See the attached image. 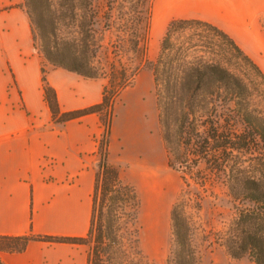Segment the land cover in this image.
<instances>
[{"label": "trees", "instance_id": "obj_1", "mask_svg": "<svg viewBox=\"0 0 264 264\" xmlns=\"http://www.w3.org/2000/svg\"><path fill=\"white\" fill-rule=\"evenodd\" d=\"M24 3L30 19H34L41 32L42 53L52 65L87 78L106 79L99 102L61 110L42 67L43 97L52 120L64 122L93 112L109 114L115 97L133 82L141 61L120 68L111 63L104 70L94 61L100 44L91 30L79 26L78 33L85 36L83 45L67 47L65 40H57L58 22L52 15L49 0H24ZM111 9L109 1V13ZM151 13V8L147 9L143 33L139 30L138 14L123 20L120 27L128 44L119 43L122 42L119 38L112 43V51L128 49L140 54ZM236 58L264 80L262 70L224 30L199 18H175L168 22L158 54L150 65L167 164L180 173L186 187L190 179L205 187L215 177H221L237 205L228 224L214 233L212 241L232 258L246 255L254 264H264V175L255 176L249 164L242 162L246 161L242 160L245 153L252 155L257 146L264 147V113L254 104L247 83L231 67ZM235 122L241 128L234 127ZM98 148L102 149V155L95 172L86 234L0 233V255L21 251L30 240L41 239L86 244L87 264L129 263L120 244V230L124 220L133 243L137 240L139 197L134 186L122 179L118 167L107 161V141L98 144ZM184 192L185 189L170 209L172 245L168 259L173 264H199L191 242L190 216L183 210ZM196 201L199 206V198ZM0 264H3L1 257Z\"/></svg>", "mask_w": 264, "mask_h": 264}, {"label": "crops", "instance_id": "obj_2", "mask_svg": "<svg viewBox=\"0 0 264 264\" xmlns=\"http://www.w3.org/2000/svg\"><path fill=\"white\" fill-rule=\"evenodd\" d=\"M161 27L175 18H199L224 30L264 73V0H152ZM61 110L97 103L100 78L62 67L46 72ZM16 98L21 106H16ZM94 113L51 120L42 90V63L22 0H0V233L83 236L91 217L97 158ZM48 160H52L49 163ZM211 258L229 264L222 246ZM3 264H87L84 243L30 240L2 252ZM159 264H164L160 262Z\"/></svg>", "mask_w": 264, "mask_h": 264}, {"label": "rangeland", "instance_id": "obj_3", "mask_svg": "<svg viewBox=\"0 0 264 264\" xmlns=\"http://www.w3.org/2000/svg\"><path fill=\"white\" fill-rule=\"evenodd\" d=\"M60 1L63 3L60 4ZM109 1L112 2L110 13L107 10ZM49 2L52 15L58 22L57 40L60 42L65 40L67 47L73 49L83 45L82 39L85 36L81 37L78 33L81 26L83 30H91L96 42L100 44L94 61H98L104 70H108L111 63L120 68L141 61L133 82L115 97L109 114L108 111L106 114L105 111L93 112L94 115L87 120L95 121L97 124L92 136L96 143L97 167L102 155V149L98 148V144H103L106 140L107 161L118 167L122 179L134 186L139 197L137 240L133 243L132 236L126 232L124 220L120 230L122 238L120 244L128 264L160 262L173 264L168 259L172 245L170 209L184 189L186 200L183 210L190 216L191 242L197 252L199 264H206L209 259L218 262L221 256L212 259L211 252L220 245L212 241V238L215 232L224 229L228 224L237 204L228 194L227 186L222 183L221 177H215L213 182L206 183L205 187L190 179V184L186 187L180 173L167 164V152L158 121L150 65L158 54L160 39L167 26L161 27L157 17L152 18L151 13L147 35L141 42L140 54L136 55L128 49L119 53L112 51V43L118 42L119 38L122 40L119 43L128 44L126 34L120 27L126 18L138 14L139 30L145 32V16L147 9L151 8L152 12V0H49ZM22 4L25 5L24 0ZM109 15L111 17L108 19ZM30 20L34 51L41 58L46 76L50 68L59 66L52 65L44 57L41 49V32L34 19ZM231 67L247 83L254 104L264 113V80L239 58L234 59ZM98 78L104 85L106 79ZM16 106L22 107L19 98H16ZM234 127L241 128V124L235 122ZM243 159L246 160L242 161L243 164H249L252 174L264 175L262 145L252 150V155L245 153ZM200 167L204 169L203 164ZM197 198L199 206L196 203ZM229 264L254 263L244 255L230 259Z\"/></svg>", "mask_w": 264, "mask_h": 264}]
</instances>
